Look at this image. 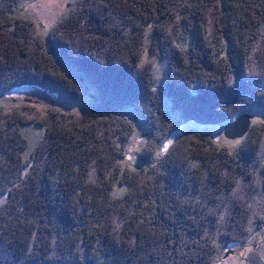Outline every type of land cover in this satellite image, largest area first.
Wrapping results in <instances>:
<instances>
[{"label":"trees","instance_id":"1","mask_svg":"<svg viewBox=\"0 0 264 264\" xmlns=\"http://www.w3.org/2000/svg\"><path fill=\"white\" fill-rule=\"evenodd\" d=\"M20 1L0 0V92L94 104L0 110V264H216L264 229V122L234 149L188 133L164 150L174 116L264 110V0H79L47 38ZM134 119L151 130L140 167ZM33 123L45 134L25 159Z\"/></svg>","mask_w":264,"mask_h":264},{"label":"rangeland","instance_id":"2","mask_svg":"<svg viewBox=\"0 0 264 264\" xmlns=\"http://www.w3.org/2000/svg\"><path fill=\"white\" fill-rule=\"evenodd\" d=\"M79 5V0H21L16 7V14L22 15L33 20L38 26L39 32L44 38H47L52 27H54L63 18L67 17ZM152 28L150 29V32ZM51 53L57 57L58 54L50 48ZM66 70L72 72L64 66ZM167 68L166 63H159L156 66L155 74L157 77V85H161L164 79V72ZM76 77V76H75ZM93 99L90 95H85L79 101H68L66 98L56 94L39 90L31 86H20L11 88L5 92H0V110L10 114H23L26 117L41 119L46 110L58 107L66 111H74L77 113L86 112L93 106ZM166 112L170 111L167 103H164ZM174 121H179V126L170 135L165 143L164 150L168 149L177 140L181 139L188 133H199L212 137L219 144L236 148L244 138L249 134L253 124L256 122H264V110L249 108L237 114V116L229 123L222 126L215 125H198L188 121H182L174 116ZM245 118L250 129L248 134L243 137L230 138L227 136L226 126L234 122L237 118ZM136 132L132 138V142L127 149L126 160L132 167H140V153L143 146L147 143L151 136V130L143 124L142 121L134 119ZM22 133L28 141V147L21 151L25 159L29 158L32 151L43 138L45 129L36 123L26 125L22 128ZM128 163V162H127ZM119 191H125V187H118ZM4 198L0 197V206ZM231 250L233 254L227 256L226 251ZM230 251V252H231ZM220 257L222 260L216 264H264V229L259 231L257 235L247 243H234L225 247Z\"/></svg>","mask_w":264,"mask_h":264},{"label":"water","instance_id":"3","mask_svg":"<svg viewBox=\"0 0 264 264\" xmlns=\"http://www.w3.org/2000/svg\"><path fill=\"white\" fill-rule=\"evenodd\" d=\"M250 125L248 123V121L243 118H237L234 122H232L231 124H228L226 126V132H227V136L230 138H238V137H243L246 134H248V130L250 129ZM233 254V251L227 253V256ZM221 260H219L218 262H220Z\"/></svg>","mask_w":264,"mask_h":264}]
</instances>
